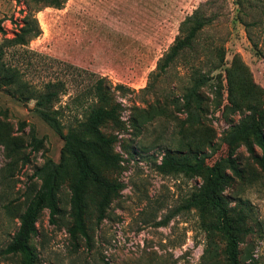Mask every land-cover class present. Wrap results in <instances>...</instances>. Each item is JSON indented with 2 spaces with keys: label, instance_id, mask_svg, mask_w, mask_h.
<instances>
[{
  "label": "rangeland",
  "instance_id": "obj_1",
  "mask_svg": "<svg viewBox=\"0 0 264 264\" xmlns=\"http://www.w3.org/2000/svg\"><path fill=\"white\" fill-rule=\"evenodd\" d=\"M201 1L66 0L61 9L34 12L40 34L25 47L0 46L4 64L20 73L18 86L0 87V249L38 188L33 171L46 160H60L62 138L34 112V93L43 91L47 80L63 82V94L50 107L59 108L62 134L80 112L71 99L91 77L74 73L67 64L122 87L111 95L119 125L102 130L115 138L111 153L118 161L93 162L99 178L121 188L96 223L101 193L87 184L86 245L81 236L69 234L70 186L76 175L63 176L55 223L43 209L29 240L35 264H201L203 253L205 264H226L224 239L207 229L213 218L201 209L183 208L214 173L230 179L222 194L230 215L243 219L238 226L240 263L264 264V168L255 161L263 153L264 59L253 54L244 27L235 20L234 0H221L218 19L209 29L214 48L224 50L225 64L215 72L220 76L214 84L200 90V121L188 124L181 109L187 85L181 62L143 90L157 59L177 36L179 23ZM26 11L24 0H0V45L18 31ZM253 34L260 48V28H253ZM213 86L221 91L225 109L213 110ZM180 145L201 149L205 162L200 175L156 170L164 149ZM16 263L15 257H0V264Z\"/></svg>",
  "mask_w": 264,
  "mask_h": 264
},
{
  "label": "trees",
  "instance_id": "obj_2",
  "mask_svg": "<svg viewBox=\"0 0 264 264\" xmlns=\"http://www.w3.org/2000/svg\"><path fill=\"white\" fill-rule=\"evenodd\" d=\"M66 0H24L27 11L22 18L18 31L12 38L5 39L2 47L23 48L32 39H35L40 30L34 17V12L41 8L50 7L61 9ZM236 7L235 20L240 23L246 32L253 54L264 59V39L260 48L255 42L253 28H260V38H264V0H234ZM221 8V0H202L197 7L178 25V34L174 38L168 50L156 61L155 68L148 74V84L143 89L151 87L156 78L165 73L175 62H181L186 68L187 85L181 94V109L185 114V121L194 124L200 121L204 112V98L200 90L209 84L213 85L219 77L215 73L224 64V50L214 48L213 36L209 34L210 27L218 19ZM3 49L0 47V87L13 88L18 86L20 73L15 66L8 67L2 61ZM198 65H201L199 67ZM74 73H85L91 77L88 84L75 92L71 99L72 105L79 106L80 112L72 115L71 124L66 128L65 134L61 133L63 124L60 122L59 108L50 110V107L59 100L64 88L59 80H47L44 82L43 91L34 93V112L50 129L61 136L63 144L60 151V160L54 163L46 160L40 167L33 171L32 176L39 181L37 190L27 201V204L19 216L16 231L9 242L0 249V257H15L16 264H35V255L29 245V240L35 234V223L43 209H46L49 222L55 223L58 215L56 192L58 183L68 172L73 171L76 178L70 186V218L72 225L69 228L71 236H81L86 245H89L88 236L84 225V194L88 183H92L99 189L101 196L96 203L95 222H101L105 217L112 198L117 195L120 185L107 182L98 177L93 162L101 161L117 163L118 157L112 154L115 138L107 135L102 130L109 124L119 125L117 106L111 100L112 93L122 89L103 77L87 73L71 65H64ZM204 67L205 70L201 68ZM62 88V89H61ZM215 98L212 103L214 111H218L222 105L221 91L211 87ZM24 123H19V128ZM262 156L255 161L264 168V137L260 135ZM35 142V138L32 137ZM199 147L180 145L174 149H164L156 170L161 174H176L194 176L200 175L204 168L205 158ZM183 150V151H182ZM248 152L253 155V150L248 146ZM230 179L221 173L207 176L198 193L186 201L184 209L195 207L208 212L213 222L207 225V229L213 231L224 239V258L226 264H241L239 257L238 234L242 233L239 225H242L241 215L233 218L230 215L225 198L222 194L224 186ZM204 253L200 257V263H204Z\"/></svg>",
  "mask_w": 264,
  "mask_h": 264
}]
</instances>
